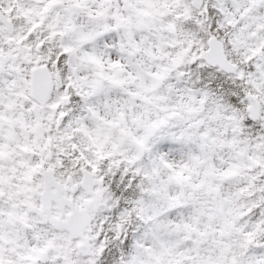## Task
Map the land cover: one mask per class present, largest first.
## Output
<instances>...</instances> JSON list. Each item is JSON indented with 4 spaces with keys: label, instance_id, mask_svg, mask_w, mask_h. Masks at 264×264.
Instances as JSON below:
<instances>
[{
    "label": "snow or ice",
    "instance_id": "snow-or-ice-1",
    "mask_svg": "<svg viewBox=\"0 0 264 264\" xmlns=\"http://www.w3.org/2000/svg\"><path fill=\"white\" fill-rule=\"evenodd\" d=\"M0 264H264V0H0Z\"/></svg>",
    "mask_w": 264,
    "mask_h": 264
}]
</instances>
